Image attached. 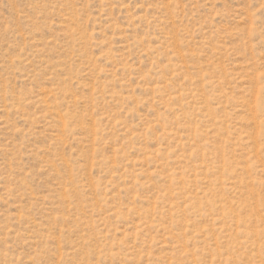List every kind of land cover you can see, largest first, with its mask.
I'll list each match as a JSON object with an SVG mask.
<instances>
[{
    "label": "rangeland",
    "instance_id": "rangeland-1",
    "mask_svg": "<svg viewBox=\"0 0 264 264\" xmlns=\"http://www.w3.org/2000/svg\"><path fill=\"white\" fill-rule=\"evenodd\" d=\"M0 264H264V0H0Z\"/></svg>",
    "mask_w": 264,
    "mask_h": 264
}]
</instances>
